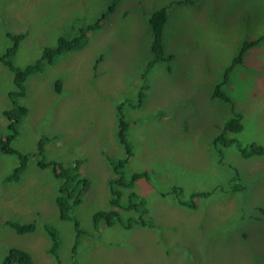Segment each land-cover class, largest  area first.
Instances as JSON below:
<instances>
[{
  "label": "rangeland",
  "instance_id": "1",
  "mask_svg": "<svg viewBox=\"0 0 264 264\" xmlns=\"http://www.w3.org/2000/svg\"><path fill=\"white\" fill-rule=\"evenodd\" d=\"M111 1L0 0V55L12 44L6 30L26 31L12 60L33 62L73 25L102 16ZM174 1L118 0L83 47L30 76L23 97L30 113L13 147L32 151L44 134L55 135L46 144L47 158L84 160L81 169L90 186L77 215L89 233L80 237L79 262L264 264V155L245 158L236 145L224 148L226 161L239 169L245 184V193L230 192L232 170L219 162L213 144L234 107L243 114L241 144L264 145V41L245 51L230 72L223 89L232 100L213 97L244 41L264 35V0ZM167 4L166 58L144 77L155 57L150 16ZM142 85H147L143 104L124 107L129 118L138 117L129 132L135 153L127 172L150 170L153 180L140 179L134 190L147 198L153 225L126 230L119 222L111 227L102 222L98 234L93 214L106 209L111 196L112 170L104 153L124 154L117 139V105L127 97L137 99ZM13 87V73L0 62V133L7 131L4 110L11 106L7 97ZM73 141L81 155L69 147ZM17 159L0 151V264L13 246L29 251L32 264H57L48 252L46 224L59 230L60 258L71 264L74 225L59 217L52 170L41 169L33 158L20 179L9 182ZM173 186L183 188L179 198L189 199L194 190L214 193L187 209L175 193L164 196ZM10 220L36 222L37 229L21 234L7 224Z\"/></svg>",
  "mask_w": 264,
  "mask_h": 264
},
{
  "label": "trees",
  "instance_id": "2",
  "mask_svg": "<svg viewBox=\"0 0 264 264\" xmlns=\"http://www.w3.org/2000/svg\"><path fill=\"white\" fill-rule=\"evenodd\" d=\"M118 0H112L109 4L107 12L102 16L91 20L90 22L81 21L80 25H73L70 33H63L57 38V42L54 45H46L43 48L42 54L35 61L26 65H17L13 56L16 55L21 42L27 36L26 31L18 32L15 30H6L7 36L12 41L6 50L0 55V62L13 73L14 87L8 92V99L11 103L9 108L4 110V115L7 119V131L0 133V151L6 152L11 155H15L17 159V165L7 175L6 180L9 182L17 181L20 179L21 174L27 170L31 159L36 158L37 164L41 169L52 170V174L57 181L58 193L55 196V202L58 207L59 217L63 220L73 222L75 230V242L72 247V261L71 264H93L92 262H79L77 259V249L80 241V237L88 234L89 231L81 227V221L77 215V210L84 202L87 189L90 186L89 177L86 176L81 165L84 163L82 158L74 159L70 162H64L59 159H49L46 157V144L51 139L55 138V135L44 134L38 141L37 146L32 151H20L13 147V141L19 135V128L22 121L26 119L28 121L29 110L27 103L24 101L27 92V80L35 73L41 72L45 69L46 65L53 64L63 53L67 51H75L83 47L87 41V35L90 31H96L102 26L103 20L108 18L111 12L114 10ZM171 3L182 4L185 0H175ZM170 4L164 5L152 12L150 16L151 31L153 34L152 50L155 57H152L148 61V67L144 72V77L148 74L151 67L160 60L166 58L164 54V46L162 45V36L164 24L169 19ZM79 22V20H78ZM264 41V35H259L252 40H245L241 49L237 55L233 58L231 64L226 68L224 72V78L217 84L214 90L213 97L225 99L230 102L231 97L226 94L223 87L229 80L230 72L233 68L243 60V54L249 48L258 45ZM7 59V60H6ZM6 76V74H5ZM147 85H142L138 90V98L130 99L127 97L117 105V139L124 149L123 156L113 157L109 153L105 152V158L112 170V177L109 184L111 188V196L107 202L106 209H99L93 214V228L98 231L103 222L106 226H113L117 222L124 227V229H133L138 227L152 226V220L149 216V206L147 198L134 190L137 182L144 178L145 180H153L150 175V170L142 169L136 170L128 174L127 167L131 160L133 153H135V146L129 140V132L134 123L138 120V117L129 118L124 111V107L130 104L133 108L140 107L143 104L144 97L146 95L145 89ZM23 99V100H22ZM26 103V105H25ZM233 114L223 120L222 125L219 127V131L215 134L213 139L214 147L219 154V162L226 164L232 170L230 178V192L245 193V184L241 180V174L237 167H232L225 159L224 148L236 145L239 154L245 158L253 155H264V145L252 141L246 146H243L237 137V134L244 129L243 114L241 111H237L234 107ZM77 147V152L81 155V147L74 141L69 147ZM68 149L70 150V148ZM260 147V148H259ZM104 152V151H103ZM144 180V181H145ZM183 188L181 186H173L172 189L164 193L176 194L178 198L176 201L185 208L197 206V200L201 197H209L214 191H199L194 190L191 192L189 199L179 198ZM218 190L224 192L225 186L220 184ZM166 197V196H165ZM212 197L208 200L210 201ZM264 210V209H263ZM10 223V224H9ZM7 223L10 227L16 230V232L24 234L31 233L37 229L36 222H14L9 221ZM47 235L50 238V247L48 252L55 257L57 264H63L59 246L61 242L59 230L50 224H46L44 227ZM97 234V235H98ZM94 235V234H93ZM33 259L29 251L13 246L9 248L8 252L2 258V264H32Z\"/></svg>",
  "mask_w": 264,
  "mask_h": 264
},
{
  "label": "bare ground",
  "instance_id": "3",
  "mask_svg": "<svg viewBox=\"0 0 264 264\" xmlns=\"http://www.w3.org/2000/svg\"><path fill=\"white\" fill-rule=\"evenodd\" d=\"M7 60V59H6ZM214 84V83H213ZM260 148V147H259Z\"/></svg>",
  "mask_w": 264,
  "mask_h": 264
}]
</instances>
